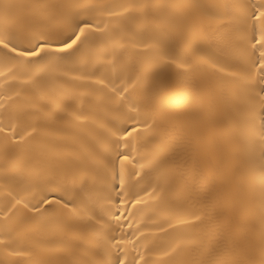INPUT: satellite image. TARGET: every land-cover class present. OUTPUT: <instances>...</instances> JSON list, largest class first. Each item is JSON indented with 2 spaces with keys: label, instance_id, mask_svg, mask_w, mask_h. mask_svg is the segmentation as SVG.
I'll list each match as a JSON object with an SVG mask.
<instances>
[{
  "label": "bare ground",
  "instance_id": "bare-ground-1",
  "mask_svg": "<svg viewBox=\"0 0 264 264\" xmlns=\"http://www.w3.org/2000/svg\"><path fill=\"white\" fill-rule=\"evenodd\" d=\"M262 6L0 0V264H264Z\"/></svg>",
  "mask_w": 264,
  "mask_h": 264
},
{
  "label": "snow or ice",
  "instance_id": "snow-or-ice-1",
  "mask_svg": "<svg viewBox=\"0 0 264 264\" xmlns=\"http://www.w3.org/2000/svg\"><path fill=\"white\" fill-rule=\"evenodd\" d=\"M264 18V6H262L257 12L253 14V21L258 23ZM87 32H91V22L89 20H79L76 27H74L70 34L66 37L59 39L56 42L49 40H40L33 48H29L23 51H18V46H12L13 41L9 39L7 42L3 38H0V50L5 51L6 56L14 58L32 57L38 56L41 52L48 53L50 56H58L64 54L67 50L72 49L78 42L83 43L88 39ZM83 38V39H82ZM260 47L264 48V34L260 35L257 39ZM258 68L261 72H264V53L260 54L257 61ZM5 73L0 71V76H4ZM131 135V132L128 133ZM128 157L124 156L123 160H127ZM140 201H137L139 203ZM41 203H51L49 200H42ZM2 243V242H0ZM117 264H123L119 259Z\"/></svg>",
  "mask_w": 264,
  "mask_h": 264
}]
</instances>
